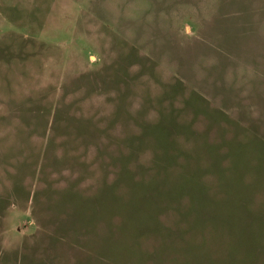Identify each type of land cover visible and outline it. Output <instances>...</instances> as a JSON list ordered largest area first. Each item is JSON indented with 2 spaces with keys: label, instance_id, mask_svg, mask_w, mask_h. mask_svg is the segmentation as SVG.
Here are the masks:
<instances>
[{
  "label": "rangeland",
  "instance_id": "1",
  "mask_svg": "<svg viewBox=\"0 0 264 264\" xmlns=\"http://www.w3.org/2000/svg\"><path fill=\"white\" fill-rule=\"evenodd\" d=\"M263 28L264 0H0V264H253Z\"/></svg>",
  "mask_w": 264,
  "mask_h": 264
},
{
  "label": "crops",
  "instance_id": "2",
  "mask_svg": "<svg viewBox=\"0 0 264 264\" xmlns=\"http://www.w3.org/2000/svg\"><path fill=\"white\" fill-rule=\"evenodd\" d=\"M254 36V40L251 42V44L245 46L246 50H249V54L245 58L251 60L246 64H259L264 66V28ZM256 37H258L261 41V43L258 45H255V42L257 40ZM236 48H238V46ZM236 58L239 57L237 56ZM258 81H260V84L254 90L255 94L253 95V99L247 100L245 102V106L247 107V112L250 111L252 114H255V118L253 116V120L256 121V123L259 122L260 134L262 135L264 134V70L258 77ZM254 126L258 127L257 124ZM260 146L264 148L263 139H261ZM262 155V159L264 161V152ZM262 174L264 181V170ZM247 209H251L255 213V215L256 213H259L260 216L257 217L256 215L255 218H249ZM244 213V218H238L237 221L242 225L239 234H244L245 239L252 242L251 251L248 253L245 249L246 256L253 257V264H264V199L262 198L261 204H247L246 206H244ZM247 253L249 254V256Z\"/></svg>",
  "mask_w": 264,
  "mask_h": 264
}]
</instances>
